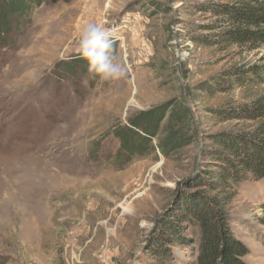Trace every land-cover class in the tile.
Wrapping results in <instances>:
<instances>
[{"label": "rangeland", "instance_id": "rangeland-1", "mask_svg": "<svg viewBox=\"0 0 264 264\" xmlns=\"http://www.w3.org/2000/svg\"><path fill=\"white\" fill-rule=\"evenodd\" d=\"M239 1L42 0L0 42V264H143L157 222L202 194L229 201L223 211L249 247L244 259L264 264V179L220 196L201 177L213 167V135L255 127L215 111L264 92V83L229 76L264 63V44L247 51L221 41L231 26L219 11ZM88 23L113 31L125 77L62 68L80 56ZM216 81L227 90L201 87ZM173 101L191 108L194 143L121 165L117 126ZM198 233L185 229L174 264L197 263Z\"/></svg>", "mask_w": 264, "mask_h": 264}, {"label": "trees", "instance_id": "trees-1", "mask_svg": "<svg viewBox=\"0 0 264 264\" xmlns=\"http://www.w3.org/2000/svg\"><path fill=\"white\" fill-rule=\"evenodd\" d=\"M41 1L0 0V42H6L21 21L30 18ZM219 12L231 26L222 34V42L246 47L247 51L257 50L264 44V0H242L223 6ZM87 67V62L80 56L62 64L65 72ZM236 70H230L229 76H237L236 82L240 86L243 81L256 86L264 83V63L250 65L241 72ZM219 83L204 82L201 87L207 92L227 90V85ZM215 112L224 121L255 123V127L246 132H223L212 136L215 149L212 151L214 162L210 164L213 167L201 177L208 178L205 184L212 191L225 196L230 184L264 179V92L248 103ZM192 119L191 108L182 101L167 102L134 114L128 125H118L115 129L120 139L119 163L123 165L138 154L155 149L167 157L193 144L196 132L191 127ZM228 203L218 195L202 194L197 201L185 202L180 210L162 217L141 254L143 264H174V248L187 241L183 234L187 227H196L199 232L196 264H249L244 259L250 253L249 247L234 235L230 219L223 211Z\"/></svg>", "mask_w": 264, "mask_h": 264}, {"label": "clouds", "instance_id": "clouds-1", "mask_svg": "<svg viewBox=\"0 0 264 264\" xmlns=\"http://www.w3.org/2000/svg\"><path fill=\"white\" fill-rule=\"evenodd\" d=\"M115 35L102 23L86 24L79 36L80 57L87 62L89 72L101 80H119L126 76L127 67L115 52Z\"/></svg>", "mask_w": 264, "mask_h": 264}]
</instances>
